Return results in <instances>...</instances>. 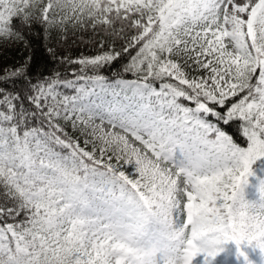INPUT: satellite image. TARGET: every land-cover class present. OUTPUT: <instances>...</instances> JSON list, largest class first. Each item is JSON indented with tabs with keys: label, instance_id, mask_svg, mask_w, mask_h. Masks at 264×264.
<instances>
[{
	"label": "snow or ice",
	"instance_id": "1",
	"mask_svg": "<svg viewBox=\"0 0 264 264\" xmlns=\"http://www.w3.org/2000/svg\"><path fill=\"white\" fill-rule=\"evenodd\" d=\"M37 26L98 51L0 70V264H264V0H0Z\"/></svg>",
	"mask_w": 264,
	"mask_h": 264
},
{
	"label": "trees",
	"instance_id": "2",
	"mask_svg": "<svg viewBox=\"0 0 264 264\" xmlns=\"http://www.w3.org/2000/svg\"><path fill=\"white\" fill-rule=\"evenodd\" d=\"M39 32V34H38ZM27 46L23 44L10 45L7 50L0 48V70L10 69L13 66L23 64L28 57H31L29 72L33 77L38 76L40 73L48 74L50 72L59 70L65 75H69L73 68L79 66H71L67 63H61L65 58L71 59L66 56L67 53L74 54L80 51L88 53H96L98 49L94 46V38L91 33L73 35L68 34L67 40H61L58 36L53 35L51 39H46L45 34L39 29V26L33 28L30 32H26ZM51 46L56 49V62L53 59L47 48ZM119 47V45H118ZM127 57L115 63L111 68H105L102 74L105 75L110 81L115 78L132 79L129 74L120 72V76L116 77L115 73L121 69V66L126 62ZM65 69L68 71L65 72ZM69 78L70 75H69ZM2 86V85H0ZM8 88L14 87L10 82L6 85ZM19 87V84L15 85ZM238 140L240 139L237 134V126L233 124L228 129ZM242 142V141H241Z\"/></svg>",
	"mask_w": 264,
	"mask_h": 264
},
{
	"label": "rangeland",
	"instance_id": "3",
	"mask_svg": "<svg viewBox=\"0 0 264 264\" xmlns=\"http://www.w3.org/2000/svg\"><path fill=\"white\" fill-rule=\"evenodd\" d=\"M10 45H6V46H3V47H0L1 49L3 50H7V48L9 47ZM97 53V52H96ZM96 53H88V52H85V51H80L78 53H74V54H70V53H67L66 56H68L69 58L71 59H76V58H79L81 56H89V55H94Z\"/></svg>",
	"mask_w": 264,
	"mask_h": 264
}]
</instances>
